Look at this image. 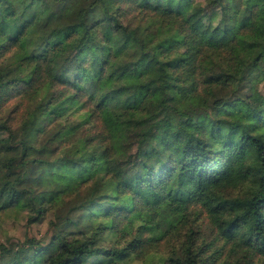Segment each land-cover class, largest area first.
<instances>
[{
	"label": "trees",
	"instance_id": "16d2710c",
	"mask_svg": "<svg viewBox=\"0 0 264 264\" xmlns=\"http://www.w3.org/2000/svg\"><path fill=\"white\" fill-rule=\"evenodd\" d=\"M14 208L59 214L0 264H123L182 226L183 255L145 264H264V0H0Z\"/></svg>",
	"mask_w": 264,
	"mask_h": 264
},
{
	"label": "rangeland",
	"instance_id": "374dc122",
	"mask_svg": "<svg viewBox=\"0 0 264 264\" xmlns=\"http://www.w3.org/2000/svg\"><path fill=\"white\" fill-rule=\"evenodd\" d=\"M226 89L224 93L229 92ZM17 98L10 101L7 105V109L4 110L3 116L6 117L10 114L16 117L13 113V108ZM17 103V102H16ZM186 108H196L209 110L204 103L197 97L191 96L188 102L185 104ZM161 108L159 106H152L150 112L156 114L160 112ZM20 119L16 118L15 124L19 123ZM190 129H195L193 123L187 124ZM233 135L239 136L240 129H232ZM67 209H64L61 214L64 215ZM171 211L184 221H191L194 218L192 214L193 211L187 206L185 202L174 201L171 205ZM59 212L57 210L50 211L45 217H41L36 220H32L29 212L21 209H10L0 211V250L3 245L17 246L28 239H36L40 241H48L52 236L53 227H50V220L57 216ZM205 215L203 214L200 223L201 226L197 228V235L200 236L202 228L205 231L206 226L204 221ZM74 229V228H72ZM76 230V229H75ZM74 230V231H75ZM189 228L187 226L179 227L177 230L171 231V235H167L165 239L153 244L152 246L146 247L148 254L146 256L134 254L132 259L127 257L123 264H145V260H148L149 256L155 261H159L162 257H169L172 255L182 256L186 247L187 233ZM150 258V260H151Z\"/></svg>",
	"mask_w": 264,
	"mask_h": 264
}]
</instances>
